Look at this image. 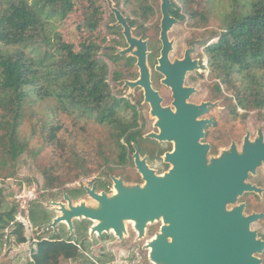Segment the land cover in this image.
<instances>
[{
  "label": "trees",
  "instance_id": "16d2710c",
  "mask_svg": "<svg viewBox=\"0 0 264 264\" xmlns=\"http://www.w3.org/2000/svg\"><path fill=\"white\" fill-rule=\"evenodd\" d=\"M100 8L97 0H6L1 7V156L15 160L23 151L19 125L25 105L32 95L41 99L52 97L56 101V108L64 113L87 115L98 123L109 124L117 129V143L124 132L139 126L140 117L134 103L112 93L105 60L107 58L117 62L124 59L123 64L130 68L134 58L117 54L114 39L109 40L112 44L103 47L105 37L93 31ZM76 11L79 16L84 15V18L83 22L77 24V39L73 42L63 39L52 19L60 23ZM151 14L152 7L142 4V19L147 20ZM127 18L128 23L134 27L135 21ZM183 18V15L179 17L180 20ZM110 20H114L112 14ZM220 27L219 34L213 36L205 47L208 63L219 72L218 79L223 82L229 81L232 72L250 77L256 86L242 95L241 105L253 103L257 107L264 106V83L260 82L264 81V73L257 75L259 71L264 72V0H229L222 13ZM107 28L109 32L119 29L116 26ZM25 49H29V52ZM122 78L120 70H114L111 75L114 82ZM59 130V125L50 126L47 140H56ZM139 137V131H130L126 142L131 144ZM119 146L123 153L124 144ZM124 159L122 154L120 161ZM35 209L31 207L28 217L37 225L44 214L37 209L40 215L36 217ZM16 212V205L0 211V238L8 227H12L5 242L10 235L18 243L26 241L23 224L14 220ZM49 249L57 250L54 247ZM48 257L45 243L40 242L29 264H47Z\"/></svg>",
  "mask_w": 264,
  "mask_h": 264
},
{
  "label": "water",
  "instance_id": "95a60500",
  "mask_svg": "<svg viewBox=\"0 0 264 264\" xmlns=\"http://www.w3.org/2000/svg\"><path fill=\"white\" fill-rule=\"evenodd\" d=\"M106 2L114 16V25L121 27L126 43L117 54L133 56L139 71L138 78L124 80V86L143 88L153 125L158 129V132H149L145 136L175 143V152H166L164 159L171 162L176 156V170L156 175L145 158H140L134 145V163L144 180L142 185H127L120 177L111 175L114 183L112 196H106L104 192L96 193L94 186L86 188L91 195L89 197L95 201L94 205L82 200L73 202L65 193V203L54 200L47 202L59 213L41 230L54 228L59 221L71 226L74 217L84 216L116 231L123 228L124 220H131L142 233L148 222L161 220L160 231L149 244V255L155 264H261L255 253L263 249L264 242L257 239L256 232L250 229V222L257 215H244L243 205L227 211L224 201L214 196H170L173 192H187V176L204 162L205 145L200 144L199 140L205 121L198 120L196 114L206 108V105L196 106L186 100L192 89L183 86L184 75L187 70L198 68L197 60H192L189 55L192 47L186 51L183 59L169 60V52L173 48L169 32L177 23L176 18L170 15L174 9L171 0H160L161 56L155 68L165 75L162 81L172 90L175 109L162 106L161 97L151 87L147 39L133 35L132 27L114 2ZM261 164L264 165V149L244 147L240 155L238 184L241 194L254 189L246 178L248 171L254 172Z\"/></svg>",
  "mask_w": 264,
  "mask_h": 264
},
{
  "label": "rangeland",
  "instance_id": "374dc122",
  "mask_svg": "<svg viewBox=\"0 0 264 264\" xmlns=\"http://www.w3.org/2000/svg\"><path fill=\"white\" fill-rule=\"evenodd\" d=\"M112 1L119 3V8L125 17H130L135 21L133 35L149 40L150 50L156 51L159 48L157 40L161 19L160 0ZM5 2L6 0H0V9ZM174 2L184 16L169 32L174 48L178 53L187 44L188 46L193 45L195 47L193 55L201 58L205 66L209 68L207 70L210 72L209 79H218L219 72L212 69L208 63L205 47L208 41L221 31L222 13L229 0H174ZM142 4L152 7V14L145 21L141 15ZM97 5H100L101 10L96 16L97 23L93 31L102 38L105 37L103 47L108 46L109 43L112 44L109 40H116L117 53L126 45L121 35V27L118 26L119 29L116 32H109L107 26H113L114 20H110L111 12L107 2L97 0ZM83 18L84 15L79 16L76 11L60 23L55 22V19H52V22L61 32L63 39L75 42L77 24L83 22ZM25 51L29 52V49ZM105 60L108 64V82L112 93L135 100L138 92L133 93L132 89L124 86L120 81H112L111 75L114 70H120L123 79L134 80L137 75L136 67L134 65L130 68L125 66L124 59L117 62H112L107 58ZM263 73L259 71L257 75L261 76ZM228 80L224 82L226 94L235 95L240 100L243 94L249 93L251 91L249 89L256 86L250 77L237 72H232ZM260 82L264 83L262 80ZM257 86L261 88V85L257 84ZM247 98L251 102V98L249 99V96ZM241 110L242 112L259 111L263 114L264 106L257 107L253 103H248L245 106L241 105ZM138 114L144 119L139 118L143 132L154 131L153 119L148 117L146 106H142ZM52 125H59L60 130L57 132L56 140L49 142L46 137ZM128 132H124L117 143L115 140L117 129L109 124L98 123L87 115L64 113L56 108V101L52 97L41 99L32 95L25 105L23 119L19 125V139L24 144L23 151L15 160L0 155V211H5L13 205L17 206L14 220L23 224L26 241L18 243L14 236L10 235L5 242L12 228L8 227L0 238V264H29L31 262V251L35 247L34 238L39 237L41 227L55 210L47 201H62L60 192L63 189L67 190L77 186L78 183L88 184L93 179L99 180L102 187L110 181L109 175L121 177L127 184L140 182V175L130 157L131 144L126 142ZM121 143L125 147L123 153L119 146ZM122 154L125 158L123 162L120 161ZM81 200L88 205L95 204L89 196L73 198V202ZM33 206L44 214L37 225L28 217L29 210ZM37 209L34 212L36 217L40 215Z\"/></svg>",
  "mask_w": 264,
  "mask_h": 264
},
{
  "label": "flooded vegetation",
  "instance_id": "af4514ba",
  "mask_svg": "<svg viewBox=\"0 0 264 264\" xmlns=\"http://www.w3.org/2000/svg\"><path fill=\"white\" fill-rule=\"evenodd\" d=\"M171 2L174 9L170 11V15L176 18L177 23L175 25H177L180 21L179 17L183 13L178 5L174 6V0H171ZM114 5L117 7V3H114ZM117 8L120 10L119 7ZM122 14L124 15L123 12ZM126 20L128 22L127 17ZM113 26L118 27V25ZM131 27L133 33L134 27ZM157 41L159 42V48L152 52L150 42L147 40V63L150 69L151 87L161 97L162 106L175 109L172 104L174 100L172 90L162 81L165 75L155 68L161 56L159 34ZM190 47L192 49L189 55L192 60H197L198 68L186 71L183 86L192 89L188 92L187 102L196 106L206 105L205 110L196 114L198 120L205 121L203 135L199 140L200 144L205 145L203 146L205 159L199 168L192 169L187 176L188 191L184 193L173 192L170 196L218 197L224 201L227 211L235 210L236 207L243 205L244 215L258 216L250 222V229L256 232L257 239L264 242V165L257 166L254 172L248 171L246 182L254 189L245 190L241 194L238 186L240 182V155L244 147L264 149V113L262 114L259 111L242 112L239 97L226 94L223 81L209 79L210 72H207L209 68L205 66L201 58L193 55L195 50L193 45L188 46L187 44L178 53L173 45L172 50L169 52V60L174 62L177 59H183ZM133 65L136 67L137 75L135 79H137L139 71L135 58ZM124 80L122 78L119 81L124 85ZM132 92H138V97L135 100H130L134 103L138 112L142 106H146L148 117L153 119L150 115L149 103L144 99L143 88L140 86L135 87ZM139 117L143 119L140 114ZM153 122L154 131L143 132L140 122L139 126L132 130L139 131L140 138L131 142L130 157L134 163L133 154L135 152L134 145H136L140 158H145L147 165L155 171L156 175H162L169 170H176V156L173 157L171 162H166L164 159L166 152H175V143L146 137L145 135L149 132H158ZM139 175L140 182L133 184L142 185L144 183L142 175L140 173ZM121 179L124 184H127L123 178ZM109 180L102 187L99 180L93 179L88 184L78 183L77 186L67 190L63 189L60 192L62 200L60 202H66L63 198L65 193L72 201L75 196H91L86 188H92L93 186L96 193L101 194V192H104L106 196H112L114 183L111 175H109ZM58 213L54 210L53 215L46 220L43 226L50 224ZM71 223L72 225L69 226L65 221H59L54 228L41 230L38 233L39 238H34L35 247L31 251L30 259L32 260V254L37 250L38 244L44 242L46 254L49 256L47 264H155L149 255V244L160 231L161 220L148 222L142 233L131 220H124L123 228H118V231L112 227L105 228L98 225L97 221L84 216L74 217ZM51 247L57 250L51 251L49 249ZM255 256L261 260V264H264V247L260 252H256Z\"/></svg>",
  "mask_w": 264,
  "mask_h": 264
},
{
  "label": "built area",
  "instance_id": "2783aa9c",
  "mask_svg": "<svg viewBox=\"0 0 264 264\" xmlns=\"http://www.w3.org/2000/svg\"><path fill=\"white\" fill-rule=\"evenodd\" d=\"M29 196V195H28Z\"/></svg>",
  "mask_w": 264,
  "mask_h": 264
}]
</instances>
